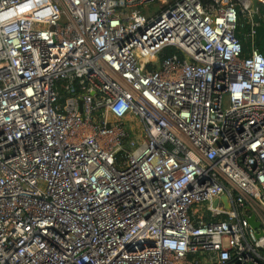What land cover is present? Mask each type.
Instances as JSON below:
<instances>
[{
  "label": "built area",
  "instance_id": "2783aa9c",
  "mask_svg": "<svg viewBox=\"0 0 264 264\" xmlns=\"http://www.w3.org/2000/svg\"><path fill=\"white\" fill-rule=\"evenodd\" d=\"M254 14L0 0V264H264Z\"/></svg>",
  "mask_w": 264,
  "mask_h": 264
},
{
  "label": "trees",
  "instance_id": "16d2710c",
  "mask_svg": "<svg viewBox=\"0 0 264 264\" xmlns=\"http://www.w3.org/2000/svg\"><path fill=\"white\" fill-rule=\"evenodd\" d=\"M253 1V0H251ZM239 28H238V37L240 38L242 44H243V49H244V56L248 57L252 54V49H253V44L250 38V35L252 33L253 29V22L248 18L246 13L242 12V8H239ZM258 17L260 20V24L264 26V5L259 3L258 4ZM262 40L260 43H257L255 40L254 46L257 48L260 53L264 56V35L261 37ZM174 54H179L181 55L180 51L170 48L167 49L164 54H162L161 59H165L167 57H170Z\"/></svg>",
  "mask_w": 264,
  "mask_h": 264
},
{
  "label": "water",
  "instance_id": "95a60500",
  "mask_svg": "<svg viewBox=\"0 0 264 264\" xmlns=\"http://www.w3.org/2000/svg\"><path fill=\"white\" fill-rule=\"evenodd\" d=\"M258 4H259L258 0L252 1L253 10L255 12L254 20L256 22V28H255L256 41H257V43H260L262 40L261 37H263V35H264V26L260 24V20H259L258 14H257ZM223 200H226V197H224ZM248 221H249V223L253 229H255V230L260 229V223L256 221L255 216L248 218Z\"/></svg>",
  "mask_w": 264,
  "mask_h": 264
},
{
  "label": "rangeland",
  "instance_id": "374dc122",
  "mask_svg": "<svg viewBox=\"0 0 264 264\" xmlns=\"http://www.w3.org/2000/svg\"><path fill=\"white\" fill-rule=\"evenodd\" d=\"M151 9H152V10H155V9H156V7H151Z\"/></svg>",
  "mask_w": 264,
  "mask_h": 264
}]
</instances>
